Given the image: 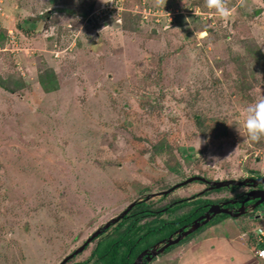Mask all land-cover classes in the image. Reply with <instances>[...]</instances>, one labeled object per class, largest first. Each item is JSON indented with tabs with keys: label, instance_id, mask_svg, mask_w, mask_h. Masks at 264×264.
I'll list each match as a JSON object with an SVG mask.
<instances>
[{
	"label": "rangeland",
	"instance_id": "rangeland-1",
	"mask_svg": "<svg viewBox=\"0 0 264 264\" xmlns=\"http://www.w3.org/2000/svg\"><path fill=\"white\" fill-rule=\"evenodd\" d=\"M228 7L222 20L204 0H0V264H59L131 203L160 211L125 237L149 228L139 249L161 223L231 195L189 178L264 174V139L238 133L264 97V0ZM237 219L218 215L187 242L252 226ZM129 223L63 264H98L94 250ZM176 246L148 264L174 261Z\"/></svg>",
	"mask_w": 264,
	"mask_h": 264
},
{
	"label": "crops",
	"instance_id": "crops-1",
	"mask_svg": "<svg viewBox=\"0 0 264 264\" xmlns=\"http://www.w3.org/2000/svg\"><path fill=\"white\" fill-rule=\"evenodd\" d=\"M260 221H251L252 226L243 229L226 225L223 232L209 227L212 229L196 234L191 242L177 245V254L170 255L174 261L166 264H259L253 253L257 244L253 237L254 230H264V219Z\"/></svg>",
	"mask_w": 264,
	"mask_h": 264
},
{
	"label": "flooded vegetation",
	"instance_id": "flooded-vegetation-1",
	"mask_svg": "<svg viewBox=\"0 0 264 264\" xmlns=\"http://www.w3.org/2000/svg\"><path fill=\"white\" fill-rule=\"evenodd\" d=\"M263 176H264V174L259 175V176L249 177V178L247 177L244 179L246 181V184H244L243 186H240V187L228 186V187L220 188V189H226L227 191H230L231 195H229L228 197L222 198L218 201L206 200L203 204H201L197 208V210L202 208L201 212H200V210H201L200 209L198 211V214H196V209H194L193 210V212H194L193 216H190L189 215L190 213H188L190 218L187 221H183L182 219H180V220H171L170 222H167V221L163 222L162 224H169L166 227L165 234L161 238H159L158 240H155L152 243H149L147 246H143V247H141V249L139 248V250L132 256V260L129 264H132L134 261H136L138 263L141 262L143 264H148L150 259L152 261L156 257V256H154V257L150 258L148 261H145V260H147L146 256L148 255V252L150 250L155 251V250L159 249L160 247H162L164 245V243L167 241L168 238L173 240L178 235L181 236L183 232L187 231L190 228V226L194 220L203 216L207 212L209 206H211V205L218 204L221 208L227 209L228 211H230L231 212L230 216L225 215V214H218V215H223L225 219L227 218V219H234L235 220L237 218L244 216L245 219L249 220V222L263 220L264 219V201H262L260 203H258V201H259L260 197L264 196V182L258 183L254 187H252L251 183H249V180H259ZM198 183L203 184L205 187L207 186L204 182L198 181ZM240 188L244 189V191L237 192L236 190L240 189ZM220 189H218V190H220ZM218 190H215V191H218ZM255 192H257V193H255ZM249 193H250V195H248ZM254 195H258V197L251 199V197ZM174 204H175V202L172 203V206ZM134 205H135V203H134ZM169 206L170 205H166V207L163 208V210L167 209V211H168V209L171 208ZM238 210H241V214L239 216H236V217L233 216L238 212ZM147 212H149V211H147ZM157 212L158 211L151 212V213L158 214ZM218 215L213 216L211 218V220ZM136 216H139V215H134V217H131V214L127 213L122 219H120L118 221L117 224H119V223L121 224L122 220H127L130 217H131L129 219L130 222L135 221L137 219ZM142 217H144V216H141V218ZM150 217H152V216H150ZM201 221H199V222H201ZM206 224H204V225H206ZM168 228H170V229H168ZM194 232H192L188 236L183 237L182 240H180L177 244L169 246L161 254L169 252L171 247L176 246V245H180L181 244L180 242H182L184 240H185L184 243L187 242L189 239H191L193 237ZM100 235H102V234H100ZM189 236H191V237H189ZM97 262H98V264L102 263L101 261H97Z\"/></svg>",
	"mask_w": 264,
	"mask_h": 264
},
{
	"label": "water",
	"instance_id": "water-1",
	"mask_svg": "<svg viewBox=\"0 0 264 264\" xmlns=\"http://www.w3.org/2000/svg\"><path fill=\"white\" fill-rule=\"evenodd\" d=\"M195 180L200 181V182H204L207 185V189L206 190H217V189L228 187V186L240 187V186H243L244 184H246L245 180H242V181H235V180L206 181V180H204L202 178H198V177H191L187 181L188 182H192V181H195ZM261 182H264V176L262 178H260L259 180H249V183H251L252 187L256 186L258 183H261ZM255 193H257V192H255ZM162 194H164V192H162ZM248 195H250V193ZM257 197H258V195H254V196L251 197V199L257 198ZM262 201H264V196L259 198L258 203H260ZM133 205H134L133 203L129 204L118 216L108 220L105 224H103L101 227L96 229L80 245L79 249L74 250L70 255H68L67 257H64L59 264H63L70 257H72L73 255H76L81 249H83V247L85 245H87L93 239H95L102 231L106 230L109 226L115 224L120 219H122L127 214V212L132 208ZM218 214H225V215L230 216L231 212L228 211L227 209L221 208L218 204L209 206L207 212L203 216H201L198 219L194 220L192 222L190 228L187 231L183 232L181 236L178 235L173 240L168 238L167 241L164 243V245L162 247H160L159 249H157L155 251L154 250H150L148 252V255L146 256L147 260H145V261H148L150 258L161 254L169 246L177 244L180 240H182L183 237L188 236L189 234L194 232L196 229H198L200 226H203L204 224H206L213 216L218 215ZM240 214H241V210H238V212L235 215H233V216L236 217V216H239ZM199 221H201V222H199ZM132 264H143V263H141V262L138 263V262L134 261Z\"/></svg>",
	"mask_w": 264,
	"mask_h": 264
},
{
	"label": "clouds",
	"instance_id": "clouds-1",
	"mask_svg": "<svg viewBox=\"0 0 264 264\" xmlns=\"http://www.w3.org/2000/svg\"><path fill=\"white\" fill-rule=\"evenodd\" d=\"M150 2L153 8H164L166 4V0H150ZM228 3L229 0H204V6L208 10L214 11V14L222 20L229 19V17L232 15V12L234 11V9H230L228 7ZM240 3L243 5L245 3V0H240ZM241 115V127L243 129V133H240L237 130L239 135L243 134L248 142H259L261 139H264V97H260L256 101L245 106ZM199 141L200 147L202 143L206 144L208 142L201 141L200 139ZM210 159L214 161V164L219 160L217 157H210ZM260 231L264 232V230ZM261 237L262 236H260L258 233L257 243H260L262 241ZM257 255L259 256L260 260H258L255 256L254 257L259 261V264H264V251L258 252Z\"/></svg>",
	"mask_w": 264,
	"mask_h": 264
},
{
	"label": "trees",
	"instance_id": "trees-1",
	"mask_svg": "<svg viewBox=\"0 0 264 264\" xmlns=\"http://www.w3.org/2000/svg\"><path fill=\"white\" fill-rule=\"evenodd\" d=\"M205 202V201H204ZM203 204V203H202ZM135 205H138V203H135ZM201 209V210H200ZM200 212L202 211V208H200ZM199 210H196V214H198V211ZM160 211H158L157 213H159ZM129 214H131V217H134V215H139V216H136L137 219L135 221H131L128 226L125 228V233L122 232L121 235H118L117 237L114 238V240H112L111 242L107 243V247H104V253L102 252H98V248H96L94 250V254L97 256V259L101 262H104V264H129L131 261H127V258L128 257H132L139 249H135V247L137 246V244L141 241H143L145 238L144 237H147L149 235L152 234L151 230L148 228L143 235L141 236H137V237H134V236H130V242L128 240V238H126V241H125V237L128 236V234H131L134 226H135V223L136 221L141 218V216H144V217H150V216H153L155 215L156 213H151L150 211L147 212L146 210L144 209H139V210H131V212H127ZM141 215V216H140ZM190 216H193L194 215V212H193V208L190 210ZM185 216V217H182V220L183 221H187L190 216ZM130 217V218H131ZM130 218H128L127 220H129ZM123 221H126V220H122L121 223ZM118 223V222H117ZM169 224H160L159 225V229L160 231H164L166 232V227L168 226ZM110 227V226H109ZM170 229V228H168ZM199 230L196 229L195 232H197ZM194 232V233H195ZM149 244V243H148ZM148 244H146L145 246H147ZM120 245H125L127 246V249L125 250V252L123 254H117L116 253V248H118ZM141 249V248H140Z\"/></svg>",
	"mask_w": 264,
	"mask_h": 264
},
{
	"label": "built area",
	"instance_id": "built-area-1",
	"mask_svg": "<svg viewBox=\"0 0 264 264\" xmlns=\"http://www.w3.org/2000/svg\"><path fill=\"white\" fill-rule=\"evenodd\" d=\"M257 231H258L259 235L262 236V232H261L259 229H258ZM260 251H264V247H263V248H260V249H257V250L254 251V256H255L258 260H260V258H259V256L257 255V253L260 252Z\"/></svg>",
	"mask_w": 264,
	"mask_h": 264
}]
</instances>
